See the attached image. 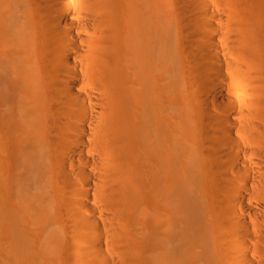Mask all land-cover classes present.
Returning <instances> with one entry per match:
<instances>
[{
	"label": "bare ground",
	"instance_id": "1",
	"mask_svg": "<svg viewBox=\"0 0 264 264\" xmlns=\"http://www.w3.org/2000/svg\"><path fill=\"white\" fill-rule=\"evenodd\" d=\"M0 264H264V0H0Z\"/></svg>",
	"mask_w": 264,
	"mask_h": 264
}]
</instances>
